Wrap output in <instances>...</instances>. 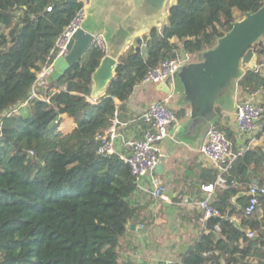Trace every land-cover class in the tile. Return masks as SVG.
<instances>
[{
  "label": "trees",
  "instance_id": "1",
  "mask_svg": "<svg viewBox=\"0 0 264 264\" xmlns=\"http://www.w3.org/2000/svg\"><path fill=\"white\" fill-rule=\"evenodd\" d=\"M262 3L176 0L159 29L135 38L119 56L104 94L90 102L91 75L105 55L98 48H89L57 80H44L38 93L47 100L29 99L37 72L82 0H0V264H123L118 247L137 214V185L118 155L97 153V135L115 118L126 122L131 116L127 101L149 68L183 54L199 60L238 20L235 10L242 18ZM253 49L259 66L260 39ZM263 89L258 69H246L237 81L239 94ZM174 111L181 117L186 110ZM215 111L213 126L231 141L236 157L225 172L202 171V185L221 175L225 186L212 198L218 214L210 219L211 231L182 255L181 264H264V194L250 215L244 213L247 196L233 200L244 192L241 182L264 183V147L238 152L221 107ZM65 121L71 122L68 130Z\"/></svg>",
  "mask_w": 264,
  "mask_h": 264
},
{
  "label": "water",
  "instance_id": "2",
  "mask_svg": "<svg viewBox=\"0 0 264 264\" xmlns=\"http://www.w3.org/2000/svg\"><path fill=\"white\" fill-rule=\"evenodd\" d=\"M175 2L176 0H89L83 21V24L89 23L88 27H83L82 24V28L72 34L66 46L67 53L53 61L48 80L60 78L87 52L93 35L102 33L107 44L106 52L91 75V91L102 96L115 75L119 56L133 44L135 38L148 35L152 28L159 29L166 22L168 8ZM104 21L106 31L103 33L98 28ZM263 36L264 0L256 11L244 12L241 19L233 21L231 28L217 38L212 48L200 53L199 60L181 64L170 77L156 85L158 91L170 96L176 89V83L180 84L182 93L179 101L189 106V119L182 135L197 136L199 147L218 119L215 107L222 105L223 97L237 92V81L246 69L258 68L253 44ZM231 100L230 97L227 102ZM162 172L163 165L160 161L152 174ZM248 195L249 193L242 191L233 200ZM210 219H207L208 226Z\"/></svg>",
  "mask_w": 264,
  "mask_h": 264
},
{
  "label": "crops",
  "instance_id": "3",
  "mask_svg": "<svg viewBox=\"0 0 264 264\" xmlns=\"http://www.w3.org/2000/svg\"><path fill=\"white\" fill-rule=\"evenodd\" d=\"M105 22L98 31H106ZM88 25L86 22L83 27ZM263 67L264 60L257 68L264 76ZM150 85L139 83L129 97L127 107L131 116L126 122H120L122 136L142 135L145 123L141 120V115L150 103L156 101L155 93H161L163 100L172 97L158 91L157 84L153 85L151 92ZM100 97L101 94L91 91L89 101H96ZM235 97L249 98L264 104V89L251 95L235 92L230 102L218 104L221 107V121L229 127L234 116ZM178 104L177 109L184 108L186 111L170 126L169 137L160 145L163 172L154 175L150 173L142 181L143 188L137 186L133 194L137 214L127 222L118 247L123 264H181L182 255L211 231L207 220L202 223L203 212L194 202L204 197L202 171L218 167L201 159L197 136L182 135L189 119V106L180 102ZM230 109L233 115L230 114ZM235 134L238 152L247 146L264 147V134L253 137ZM155 183L161 187L160 196L151 193ZM213 239L217 240L218 236L215 235Z\"/></svg>",
  "mask_w": 264,
  "mask_h": 264
},
{
  "label": "built area",
  "instance_id": "4",
  "mask_svg": "<svg viewBox=\"0 0 264 264\" xmlns=\"http://www.w3.org/2000/svg\"><path fill=\"white\" fill-rule=\"evenodd\" d=\"M88 4L89 0H82V6L79 11L56 38L46 62L36 74L29 99L42 98L47 100V98L38 93V87L50 75L53 61L58 56H64L67 53L66 46L70 37L75 31L82 28ZM106 47V40L102 33L93 35L89 48H98L106 52ZM189 61L191 60L187 54L163 59L156 67L149 68L145 72L140 84L164 82L181 64ZM26 103L27 101L23 104L25 105ZM141 120L148 125V128L143 130L141 136L134 137L122 136L119 129L120 122L115 118L103 134L97 135L99 140L97 153L118 155L128 165L130 173L135 178L136 185L143 188V179L152 173L155 166L160 162V145L169 137L170 126L177 122V117L174 109L166 101L156 100L145 108L141 115ZM229 124L236 133L241 135L253 137L259 134L264 125V105L249 98H238L234 105L232 123ZM248 148L249 146L246 147V149ZM199 153L202 160L210 165L217 166L221 172H225L236 157V154L232 152L231 141L225 136L223 131L213 125L199 147ZM224 186L225 180L221 175L217 177L213 184L202 186L204 197L194 202L203 212L202 223L218 214L216 207L212 204V198L216 188ZM241 186L244 192L249 193L244 213L245 215H250L259 206L258 197L264 194V183L241 182ZM151 193L154 196H160L161 187L155 183ZM254 235L253 231L247 232L249 237Z\"/></svg>",
  "mask_w": 264,
  "mask_h": 264
},
{
  "label": "rangeland",
  "instance_id": "5",
  "mask_svg": "<svg viewBox=\"0 0 264 264\" xmlns=\"http://www.w3.org/2000/svg\"><path fill=\"white\" fill-rule=\"evenodd\" d=\"M235 16H236V19H240L241 16L240 14L235 10ZM262 44L264 45V36L260 38ZM143 48V54L146 55V49L144 46H142ZM262 59L264 60V55L262 56ZM264 68V67H263ZM49 77V76H48ZM153 85L154 84H151L149 87L151 89V92L153 90ZM181 86L180 84L177 82L176 83V89L174 91V93L172 94V97L170 99H166L164 101H166V103L171 106L174 110H177V106L179 105L178 102L182 103V101H179V96L181 95ZM155 96H156V100L159 99L160 101L163 100V95L161 93H155ZM231 97V99L234 97V94H232L231 96H227V97H223L222 100H221V103L224 102V101H228L229 98ZM239 97H235V101L238 99ZM264 105V104H263ZM15 114H19V110L18 109H15L13 110ZM230 114L233 115V112L231 111L230 109ZM62 126L64 127V129L68 130L71 128V122L69 121H65ZM256 136V135H255Z\"/></svg>",
  "mask_w": 264,
  "mask_h": 264
}]
</instances>
